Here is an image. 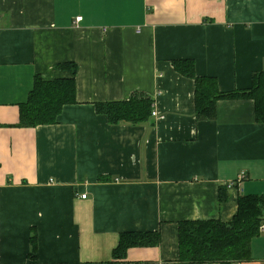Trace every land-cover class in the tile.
<instances>
[{
	"label": "crops",
	"instance_id": "1",
	"mask_svg": "<svg viewBox=\"0 0 264 264\" xmlns=\"http://www.w3.org/2000/svg\"><path fill=\"white\" fill-rule=\"evenodd\" d=\"M183 59L223 92L250 88L264 0H0V264L108 262L126 232L161 235L127 261L180 264L182 222L229 223L241 196L264 199L254 100H219L199 120L195 81L173 66ZM65 62L78 66L77 102L55 124L20 127L36 76L71 77ZM135 93L154 101L149 122L96 110ZM263 225L252 258L233 264H264Z\"/></svg>",
	"mask_w": 264,
	"mask_h": 264
},
{
	"label": "trees",
	"instance_id": "2",
	"mask_svg": "<svg viewBox=\"0 0 264 264\" xmlns=\"http://www.w3.org/2000/svg\"><path fill=\"white\" fill-rule=\"evenodd\" d=\"M175 70L195 81V114L199 120H212L217 116V102L223 99H252L256 117L264 122V70L255 72L248 89L223 92L217 78L199 76L195 61H173ZM72 74L68 78L44 79L37 75L28 101L20 106V127H37L57 123L66 105L77 102L75 62L58 65ZM154 101L141 93L129 100L99 102L96 110L107 116L111 124H143L152 119ZM264 221V199L258 195H243L238 200V212L229 223L218 219L184 221L179 226L180 264H205L217 262L233 264L252 258V239L260 234ZM159 232H126L114 250L113 260L86 264H142L127 261V253L133 247H155L160 244ZM36 251V234L31 237Z\"/></svg>",
	"mask_w": 264,
	"mask_h": 264
},
{
	"label": "built area",
	"instance_id": "3",
	"mask_svg": "<svg viewBox=\"0 0 264 264\" xmlns=\"http://www.w3.org/2000/svg\"><path fill=\"white\" fill-rule=\"evenodd\" d=\"M78 19H81V17H80V18H78ZM153 115H156V112H155V111L153 112ZM241 178H243V177H241ZM86 196H87L86 194H85V195H83V198H86ZM262 228H264V225L262 226Z\"/></svg>",
	"mask_w": 264,
	"mask_h": 264
}]
</instances>
